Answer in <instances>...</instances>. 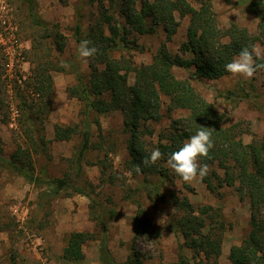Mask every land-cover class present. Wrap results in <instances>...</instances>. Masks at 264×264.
Wrapping results in <instances>:
<instances>
[{
    "label": "rangeland",
    "instance_id": "1",
    "mask_svg": "<svg viewBox=\"0 0 264 264\" xmlns=\"http://www.w3.org/2000/svg\"><path fill=\"white\" fill-rule=\"evenodd\" d=\"M188 1L197 8L200 6L198 0ZM37 2L38 12L48 21L49 27L55 29L56 23L59 25L66 37L67 46L64 52H59L50 39H42L38 43V38L50 31L43 33L44 29L35 27L28 15V2L0 0V147L1 155L5 158H9L19 144L28 145L19 125L16 90H31L28 85L29 76L40 60L49 58L66 65L67 60L77 59L81 64V71L89 77V60L79 57L74 35L78 8L83 14L81 22L85 31L101 18L102 12L108 13L114 24H125L120 11L122 0H104V5L91 3L89 0ZM135 6L140 9L142 0H135ZM213 7L222 29H227L235 21L240 26L247 27L250 32H258L259 19L240 0H213ZM175 17L180 25L168 42V47L177 53L180 44L187 38L189 16L181 17L176 11ZM106 29L109 34L107 24ZM165 39L166 32L162 24L156 25L153 33L141 34L133 30L126 35L123 49L114 52V55L127 59L134 67L150 64ZM256 46L264 54V45ZM66 68L68 70L51 71L54 93L51 113L45 122V132L49 139L54 138L56 124L79 123L82 126V102L67 93V88L76 83V75L68 66ZM173 71L179 78L190 76V71L182 67L175 66ZM134 82L135 71H131L128 83L132 85ZM192 84L219 112L226 114V126L239 122L237 129L245 143L264 136V70H258L254 77L247 79L228 73L213 80L192 79ZM230 92L237 95L231 96ZM244 93L249 95L243 97ZM162 100L164 116L160 122L149 123L154 132L145 136L149 148L156 146L162 138L163 142H167L163 136L168 133L172 119L188 114L187 110L182 109L169 111V98L163 96ZM99 119L101 127L93 124L94 148L86 154L83 168L84 176L94 183L97 190L96 203L99 202L109 211H116V215L110 220V248L115 258L127 264L128 257L132 254L135 229L139 226L134 216L137 215L140 204L145 210L143 214L150 219L152 225L160 226L163 232L159 243L146 237L136 240V248L141 252L144 264H176L184 238L167 226L170 216L176 212L169 201L171 194L176 193L179 198L188 196L196 207H219L221 220L226 225L225 230H222L223 249L218 258L219 264H232L231 247L240 245L250 230V200H241L235 186L225 185L218 189L220 193H213L203 179L198 177L186 183L181 178H175L170 169L164 181H161L159 173H133L127 165L130 158L127 144L130 135L124 130L122 113L114 110L99 115ZM80 141L81 135L76 133L71 140L53 141L47 149L35 152L33 160L36 171L40 173V170H47L49 177L56 178H62L67 173L74 176L75 170L70 159L74 157ZM102 166L108 167L105 175L101 173ZM209 168L207 176L214 186H218L214 172L220 175L224 172L217 164L210 165ZM111 177L115 178L114 183L108 181ZM147 181L152 182L150 187L145 185ZM158 183L161 184L159 198L153 188ZM44 187L36 186L23 176L0 167V264H12L13 260L17 264H102L98 252L99 241L95 239L83 245L85 259L82 262H70L63 257L72 231L96 232L99 228L90 214L91 200L82 194L71 195V191L70 195L65 191L56 196L43 195L41 192ZM138 187L140 191L134 194V189ZM151 187L153 197L158 198L156 203L147 195ZM163 193L167 195L164 201L160 198ZM26 209L28 217L22 226L17 216L23 215ZM216 213L214 210L210 211L207 222L217 219ZM35 247L39 253H36ZM183 253L189 257L190 264L213 263L201 256L194 258V252L190 248L184 247Z\"/></svg>",
    "mask_w": 264,
    "mask_h": 264
},
{
    "label": "trees",
    "instance_id": "2",
    "mask_svg": "<svg viewBox=\"0 0 264 264\" xmlns=\"http://www.w3.org/2000/svg\"><path fill=\"white\" fill-rule=\"evenodd\" d=\"M29 4L28 15L35 27L44 29L49 34L38 38L50 39L59 52H64L67 46L66 37L56 23L55 29L38 12L37 0H22ZM104 5V0H89ZM200 6H193L188 0H142V7L135 6V0H122L121 15L125 24H114L112 17L102 12L100 19L88 28L83 29L82 13L78 8L74 35L76 42L90 41L98 51L88 58L90 66L89 77L81 71V64L76 59L66 61V65L75 72L76 83L67 88L70 97H76L82 102L80 123L74 125L56 124L54 138H47L45 122L51 113L52 95L54 93V79L52 70L65 71L61 62L46 58L40 60L29 76V89H17L19 125L28 145L19 144L9 158L1 155L0 167L12 173L23 176L30 183L43 187V195L56 196L62 191L67 195L82 194L91 200L90 214L98 223L96 232L72 231L68 245L64 250V259L70 262H82L85 259L83 245L89 240L99 241V259L102 264H123L119 262L110 248V220L116 211L108 210L102 204L96 203L97 190L94 183L84 176L83 163L86 154L94 148L93 124L101 127L99 115L119 110L123 115L124 130L129 133L128 150L130 158L127 162L129 170L137 173L135 168L141 166V173H159L161 181L170 172L166 160L168 154L179 147L201 126L207 127L212 133L214 147L209 151V157H201L202 164H217L224 172L223 175L214 174L218 179V186H214L209 176L203 181L213 193H220L219 188L225 185L235 186L241 200L249 199L251 208L250 230L240 245H233L230 249L232 264H264V136L245 143L241 132L238 131L239 122L226 126L227 116L219 112L216 106L209 102L192 84V79H218L228 72L225 65L230 62L239 51L245 47L257 44L264 45V0H240L247 4L249 9L259 19L258 32H250L235 21L227 29L219 25L217 14L213 7V0H198ZM81 8V7H80ZM178 11L181 17L189 16L187 38L180 44L177 53L172 52L168 42L173 38L180 25L175 17ZM106 24L109 34H107ZM162 24L166 32V39L162 42L150 64L132 66L125 58H118L114 52L123 49V43L128 33L133 30L141 34L153 33L156 25ZM35 40L34 42H36ZM37 45V42H36ZM257 62H264L258 58ZM182 67L190 71L188 78L176 76L173 68ZM135 71V82L128 83L129 73ZM230 95H237L230 92ZM244 93L242 96L247 97ZM169 98L168 110H187L188 114L172 119L171 127L164 139L159 140L156 146L148 147L145 138L154 132L150 122H160L163 118L162 97ZM229 99V96H227ZM1 101V100H0ZM95 116L92 117V114ZM81 127V128H80ZM79 133L81 141L70 159L75 175L67 173L62 178L49 177L47 170L36 171L33 154L40 149H47L53 141H68ZM159 148L164 154L155 164L144 166L141 164L144 157ZM108 167L101 168L106 174ZM175 178H180L174 174ZM110 183L115 182L111 177ZM163 184V183H162ZM152 185L151 181L145 183ZM160 183L153 186L159 198ZM190 187V186H188ZM153 188L148 191V198L154 201ZM140 188H135L137 194ZM129 196V195H128ZM160 198L167 199L166 194ZM176 212L169 218L168 229L183 236L184 242L180 246V253L176 264H190L189 257L183 253V248L193 250L194 258L201 256L207 262L219 264V257L223 249L222 230L226 225L221 220V211L212 205L196 207L188 196L179 198L176 193L171 194L170 200ZM138 203V201H137ZM139 204V203H138ZM137 215L138 228L132 244V254L127 264H144L141 252L136 248L139 237L153 239L156 243L162 235V228L152 225L150 219L143 214L144 208L139 204ZM216 211L217 219L207 222L210 211ZM12 264H17L15 260ZM23 264H30L23 262ZM33 264H38L33 263Z\"/></svg>",
    "mask_w": 264,
    "mask_h": 264
},
{
    "label": "clouds",
    "instance_id": "3",
    "mask_svg": "<svg viewBox=\"0 0 264 264\" xmlns=\"http://www.w3.org/2000/svg\"><path fill=\"white\" fill-rule=\"evenodd\" d=\"M90 41L82 40L77 48L80 58L93 57L98 49L90 46ZM260 58L264 60L262 50L256 45L251 47H243L239 53L230 62L225 65V70L233 75L242 76L244 78H252L258 70H264V62H257ZM67 67V65H62ZM214 147L212 133L207 127L201 126L200 129L191 135L178 150L168 154L166 164L167 167L184 182H192L198 177L203 179L209 174L210 168L208 164L200 162L201 157H209V151ZM163 153L159 148L154 149L150 156L144 157L141 164L150 166L155 164L163 157ZM135 171L139 174L142 169L137 165Z\"/></svg>",
    "mask_w": 264,
    "mask_h": 264
},
{
    "label": "built area",
    "instance_id": "4",
    "mask_svg": "<svg viewBox=\"0 0 264 264\" xmlns=\"http://www.w3.org/2000/svg\"><path fill=\"white\" fill-rule=\"evenodd\" d=\"M18 207H21V206H18ZM22 209H24V208H22ZM27 217H28V209H26L24 212H23V215H20V214H18V216H17V220L19 221V223H21L22 224V226L26 223V219H27ZM41 249V248H40ZM34 250L36 251V253H39V251L37 252V248L35 247L34 248Z\"/></svg>",
    "mask_w": 264,
    "mask_h": 264
}]
</instances>
